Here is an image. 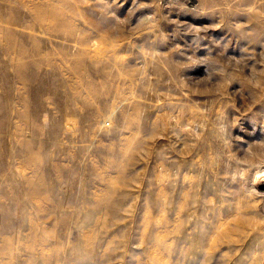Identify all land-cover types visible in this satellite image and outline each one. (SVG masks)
I'll return each mask as SVG.
<instances>
[{"label":"rangeland","instance_id":"1","mask_svg":"<svg viewBox=\"0 0 264 264\" xmlns=\"http://www.w3.org/2000/svg\"><path fill=\"white\" fill-rule=\"evenodd\" d=\"M258 166L264 0H0V264H264Z\"/></svg>","mask_w":264,"mask_h":264},{"label":"bare ground","instance_id":"2","mask_svg":"<svg viewBox=\"0 0 264 264\" xmlns=\"http://www.w3.org/2000/svg\"><path fill=\"white\" fill-rule=\"evenodd\" d=\"M252 180H254V181H251V182H253V184L251 183L252 188H253L252 190L255 193L260 194L263 197V201L260 204V208H261V211L264 213V168H261L258 166V169L256 170V173H255V178ZM250 187H251V185H250Z\"/></svg>","mask_w":264,"mask_h":264}]
</instances>
